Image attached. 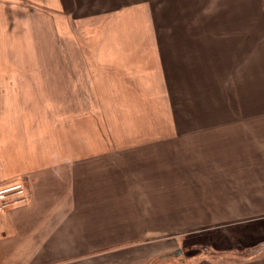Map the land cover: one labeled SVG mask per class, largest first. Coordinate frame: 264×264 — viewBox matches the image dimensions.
I'll return each mask as SVG.
<instances>
[{"label": "crops", "instance_id": "1", "mask_svg": "<svg viewBox=\"0 0 264 264\" xmlns=\"http://www.w3.org/2000/svg\"><path fill=\"white\" fill-rule=\"evenodd\" d=\"M15 177L0 264L176 223L259 245L200 264H264V0H0V187Z\"/></svg>", "mask_w": 264, "mask_h": 264}, {"label": "rangeland", "instance_id": "2", "mask_svg": "<svg viewBox=\"0 0 264 264\" xmlns=\"http://www.w3.org/2000/svg\"><path fill=\"white\" fill-rule=\"evenodd\" d=\"M5 184L7 185L0 187V191L3 190V193H0V211H7L11 206L28 201L30 190L28 178L15 177ZM6 188L11 189L4 191ZM239 225L241 224L213 227L215 224L176 223L175 232L170 228L172 232L166 230L163 236L122 240V243L116 247L87 255L78 260L79 262L68 261V263L60 264H98V262L101 264H124L126 262L132 264H200L226 261L228 258L251 257L254 254L251 252L252 248H257L259 245L253 244L256 239L252 237L244 239L237 236L236 230ZM128 250L133 251L128 252Z\"/></svg>", "mask_w": 264, "mask_h": 264}, {"label": "built area", "instance_id": "3", "mask_svg": "<svg viewBox=\"0 0 264 264\" xmlns=\"http://www.w3.org/2000/svg\"><path fill=\"white\" fill-rule=\"evenodd\" d=\"M9 189H11V188H6V189H4V191H7V190H9ZM20 191H22V189H20ZM0 193H3V190L0 191Z\"/></svg>", "mask_w": 264, "mask_h": 264}]
</instances>
